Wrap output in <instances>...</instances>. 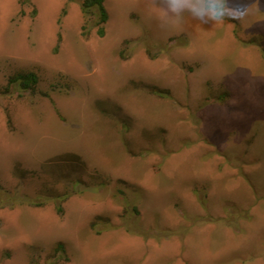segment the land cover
Instances as JSON below:
<instances>
[{"label":"rangeland","instance_id":"374dc122","mask_svg":"<svg viewBox=\"0 0 264 264\" xmlns=\"http://www.w3.org/2000/svg\"><path fill=\"white\" fill-rule=\"evenodd\" d=\"M82 1L0 0V264H264V0Z\"/></svg>","mask_w":264,"mask_h":264},{"label":"clouds","instance_id":"9594fccd","mask_svg":"<svg viewBox=\"0 0 264 264\" xmlns=\"http://www.w3.org/2000/svg\"><path fill=\"white\" fill-rule=\"evenodd\" d=\"M226 0H163V8L157 19L161 27H178L185 14L203 23H221L226 17L239 19L225 7Z\"/></svg>","mask_w":264,"mask_h":264},{"label":"trees","instance_id":"16d2710c","mask_svg":"<svg viewBox=\"0 0 264 264\" xmlns=\"http://www.w3.org/2000/svg\"><path fill=\"white\" fill-rule=\"evenodd\" d=\"M81 10L84 14H88L91 10H95L98 16V29L97 33L99 35L103 34V26L101 25L107 20L108 13L103 4V0H83L81 3ZM10 85L17 84L22 90H32L34 89L37 83V76L34 72L29 71L25 73H16L13 76H10L8 79ZM157 92V90H156ZM158 93V92H157ZM58 211H61V208H58ZM58 248L62 249L63 245L61 242L57 245Z\"/></svg>","mask_w":264,"mask_h":264}]
</instances>
